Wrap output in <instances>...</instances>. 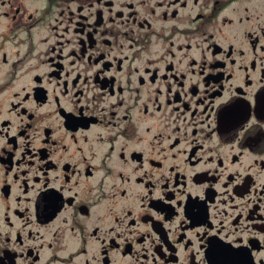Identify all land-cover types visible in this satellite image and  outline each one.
<instances>
[{
    "label": "flooded vegetation",
    "instance_id": "obj_1",
    "mask_svg": "<svg viewBox=\"0 0 264 264\" xmlns=\"http://www.w3.org/2000/svg\"><path fill=\"white\" fill-rule=\"evenodd\" d=\"M0 264H264V0H0Z\"/></svg>",
    "mask_w": 264,
    "mask_h": 264
}]
</instances>
